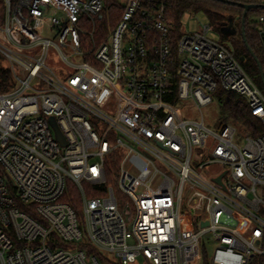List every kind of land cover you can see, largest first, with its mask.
Listing matches in <instances>:
<instances>
[{
	"label": "built area",
	"instance_id": "2783aa9c",
	"mask_svg": "<svg viewBox=\"0 0 264 264\" xmlns=\"http://www.w3.org/2000/svg\"><path fill=\"white\" fill-rule=\"evenodd\" d=\"M123 7L98 41L103 0H0V264H201L207 238L211 264H264V133L204 115L220 89L264 128V84L213 25Z\"/></svg>",
	"mask_w": 264,
	"mask_h": 264
},
{
	"label": "trees",
	"instance_id": "16d2710c",
	"mask_svg": "<svg viewBox=\"0 0 264 264\" xmlns=\"http://www.w3.org/2000/svg\"><path fill=\"white\" fill-rule=\"evenodd\" d=\"M107 9L106 19L103 22L97 23L96 38L98 41L102 40V36L106 35L109 29H114L124 13V7L117 0H103ZM170 6L169 17L174 23V35L175 38H179L181 35L182 23L181 20L184 14L188 11H202L205 12L210 20L216 25L226 26L231 18L235 21L233 13H237L239 16V24L241 26L240 39L233 40V46L235 50V56L240 61L243 68L255 80L260 87L263 85L260 70L257 62L250 54L242 35V30L245 32L246 40L257 56L259 62L264 66V57L259 51V42L256 34V30L251 24V16H264V10L250 11L247 14L246 21L243 24L244 9L234 5L226 4L215 0H162ZM234 2H240L232 0ZM242 3V2H241ZM258 4V3H257ZM92 29V28H91ZM13 86V80L10 70L0 62V94L7 92ZM216 94H219L220 104L224 109V121L231 122L237 125L239 128H243L248 135L252 137L260 136L264 133V128L259 121L254 119L249 111L246 100L243 98L237 99L232 93L230 97L224 98L225 92L218 89ZM223 96V97H222ZM224 98V99H223ZM91 254H95L96 251L90 247H86ZM203 264H211L208 256L205 254L202 259ZM252 264H258L254 261Z\"/></svg>",
	"mask_w": 264,
	"mask_h": 264
},
{
	"label": "rangeland",
	"instance_id": "374dc122",
	"mask_svg": "<svg viewBox=\"0 0 264 264\" xmlns=\"http://www.w3.org/2000/svg\"><path fill=\"white\" fill-rule=\"evenodd\" d=\"M122 6L126 5L127 0H117ZM240 1L242 3H247V4H264V0H236ZM233 16H235V21H234V27L237 29V34L232 36V35H225L223 32V29L225 26L222 25H216L214 24L208 15L205 12L202 11H188L184 14L181 23H182V29L185 31V33L190 34V33H196L199 32L202 26L205 25H213L215 27L214 31L210 32L208 37L218 43L226 45L233 53L235 54L234 46H233V40L235 39H240L241 37V26L239 24V16L237 13H233ZM256 16H251V21L256 20ZM255 81V80H254ZM256 82V81H255ZM258 85V83L256 82ZM259 86V85H258ZM225 92V91H223ZM224 98L230 97V94H227L225 92ZM237 99L242 98L240 95L233 94ZM222 96V97H223ZM220 96L219 94L214 95V104L210 107H207L204 109V115L208 119L212 120L211 122H225L224 117V109L222 104H220ZM223 98V99H224ZM217 123V122H216ZM211 128H215L216 125H210ZM240 135L243 139H245L248 135L247 132L244 131L243 128H239ZM79 216L82 217V215L79 213ZM202 248L204 252H207L208 254V259L210 260L213 257L215 246L213 245V242L210 240V238H207L205 241H203ZM203 264V263H201Z\"/></svg>",
	"mask_w": 264,
	"mask_h": 264
},
{
	"label": "water",
	"instance_id": "95a60500",
	"mask_svg": "<svg viewBox=\"0 0 264 264\" xmlns=\"http://www.w3.org/2000/svg\"><path fill=\"white\" fill-rule=\"evenodd\" d=\"M215 1H220L222 3H226V4H229V5L234 4V5H237V6L241 7V8H243L244 9L243 24L246 21V17H247L248 12H250V11H256V10H260V9H263L264 10V4H247V3H241V2H234L232 0H215ZM223 32H224L225 35H232V36H234V35L237 34V29L234 27V19L233 18H231L229 20V26L226 27V28H224L223 29ZM242 35H243L244 42H245V44H246V46H247L250 54L252 55V57L255 59V61L258 64V67H259V70H260V74H261V78H262V81H263V84H264V72H263L262 65L259 62V60H258L257 56L255 55V53L253 52V50L250 48V46H249V44H248V42L246 40L244 30H242ZM55 130L57 132L58 139L62 143H64L63 138L61 136V133H60V131L58 130L57 127H55ZM218 182L220 183L221 182V179H218Z\"/></svg>",
	"mask_w": 264,
	"mask_h": 264
},
{
	"label": "flooded vegetation",
	"instance_id": "af4514ba",
	"mask_svg": "<svg viewBox=\"0 0 264 264\" xmlns=\"http://www.w3.org/2000/svg\"><path fill=\"white\" fill-rule=\"evenodd\" d=\"M227 26H229V23H228V25ZM226 28V27H225Z\"/></svg>",
	"mask_w": 264,
	"mask_h": 264
}]
</instances>
